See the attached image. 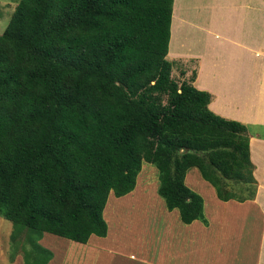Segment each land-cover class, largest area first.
<instances>
[{
  "label": "trees",
  "instance_id": "1",
  "mask_svg": "<svg viewBox=\"0 0 264 264\" xmlns=\"http://www.w3.org/2000/svg\"><path fill=\"white\" fill-rule=\"evenodd\" d=\"M172 6L17 2L0 33V216L12 241L25 234L24 264L51 259L44 232L79 243L106 236L110 192L131 195L143 163L184 224L208 223L202 195L184 183L191 168L220 200L254 198L251 125L212 112L194 72L171 75Z\"/></svg>",
  "mask_w": 264,
  "mask_h": 264
},
{
  "label": "crops",
  "instance_id": "2",
  "mask_svg": "<svg viewBox=\"0 0 264 264\" xmlns=\"http://www.w3.org/2000/svg\"><path fill=\"white\" fill-rule=\"evenodd\" d=\"M178 8L173 0L166 57L193 63L192 83L210 94L212 112L253 128L249 147L259 182L256 195L242 202L223 201L211 184L200 181L207 225L200 220L181 225L176 209L160 211L144 202L147 224L141 236L134 232L130 238L121 235L126 224L112 214L118 213L117 204L130 209L133 202L143 201L120 196L106 218L117 223L115 228L108 226L104 237L93 234L86 243L78 242L80 248L48 239L51 251L60 253H52L47 264H264V133L258 130L264 127V0H190L181 13ZM174 26L181 38L178 51L171 53Z\"/></svg>",
  "mask_w": 264,
  "mask_h": 264
},
{
  "label": "rangeland",
  "instance_id": "3",
  "mask_svg": "<svg viewBox=\"0 0 264 264\" xmlns=\"http://www.w3.org/2000/svg\"><path fill=\"white\" fill-rule=\"evenodd\" d=\"M18 1L19 0H0V33L3 31V29L7 25V22H8V20H9V18H10V16H11V14H12V12H13ZM188 1H190V0H178V3H179L178 11H180V13H181L182 5L184 4V2H188ZM191 3H192V1H191ZM180 35H181V30L177 26L176 27L174 26L173 30H172V40H171V45H170L171 53L178 51L177 49L179 47L180 38H181ZM170 61L173 62V68L171 71V75L173 78H175L178 81H181L182 77L189 78L191 76V70L193 69V63L192 62L188 61V62L184 63V62L180 61V59H177V60L172 59ZM183 70L184 71L187 70L186 75L185 74L182 75ZM258 130H260V132L264 133V127H262L261 129H258ZM252 132H253V128L250 127L248 129L249 138H250ZM249 152H250V147H249ZM249 157H250V155H249ZM250 161L253 164L252 174H253V177L256 181V191H257V187L259 185V182H258L257 177H256L257 173L254 172L256 169V164L253 162V160H251V158H250ZM193 174H195L196 176H193ZM197 180H199V181L197 182ZM200 181L203 182L205 180L203 178H201V176L199 175V172L196 168H192L191 172H189V174H186L185 178H184V183L187 184L190 188H192L193 190H195L197 192H199L198 189H200L199 185H197V184H199ZM157 186H158L157 169L153 165H151L150 163H143L142 167H141V171L138 173V176L136 178V185L134 188L135 190L133 189L131 196H129L132 198H134V197L141 198L140 200L143 201L142 202L143 205L133 202L132 203L133 205L130 209H129L130 206H127L128 204L126 205L127 206L126 209H123L125 207H122V205L119 206L117 204V209H119L118 213H116V211H114L112 214V217H111L113 219H116L119 224H123V225L126 224L125 228L127 229V231H123V233L121 235L126 236L127 238H130V235H132L135 232L141 236V227L143 228L147 224V217L145 218L143 216L144 213L142 212L144 207L153 206V207L157 208V206H159V209L157 208V210L161 209L160 211H164V207H165V209H167L165 204H164L163 199L160 196H158V194L156 192ZM234 189H236V186L234 187ZM123 196H125V195H123ZM204 196L207 199V194H205ZM118 198L119 197L114 196L112 194V192H110L108 199H107V202H106V205H105L104 210H103V217L105 220H106L109 212H111V211H109L110 205L112 203L114 204L116 201L115 199H118ZM154 198L156 200L153 201ZM126 201H128V200H126ZM144 202H148L149 203L148 206L145 205ZM105 209H106L107 214H105ZM144 212H145V210H144ZM129 213L131 214L132 217L128 219V216H124V214L128 215ZM147 213H148V211H147ZM155 213H159V211L155 212ZM176 213H177V211H176ZM170 214H172V212ZM176 219L178 220L179 224L183 225L179 219L178 213H177ZM106 222H108L107 225L111 227V230L113 228H115V226H116L115 224H117L115 221H112V220H109ZM120 222H122V223H120ZM127 222L137 223L138 228L132 226L131 224L128 225ZM12 228H13L12 222H10L9 220L0 216V264H24L21 247H22V243H24L23 241H25V234L21 233L17 237L16 241H18V242L16 243V241H12L11 237H10ZM118 229L122 230V227L119 226ZM45 235H47V236H45ZM44 237L46 240H44ZM123 238H125V237H123ZM137 238H139V237H137ZM48 239H51L52 241H54L55 239L58 240V241H55L57 244H61L60 242H62L63 244L66 243L67 245H69L71 247H75V248L81 247V244H79L78 242H72V240H69V239L64 238V237L56 236L54 234H50L47 232H44L42 234V237L38 240V243L43 245V247H46L49 250H51V248L49 247L51 245L47 244V242L49 241ZM15 246L17 247V250H15ZM67 249L65 250L64 254L67 252ZM54 252L56 254L60 253L57 250ZM54 252L52 251V253H54Z\"/></svg>",
  "mask_w": 264,
  "mask_h": 264
}]
</instances>
